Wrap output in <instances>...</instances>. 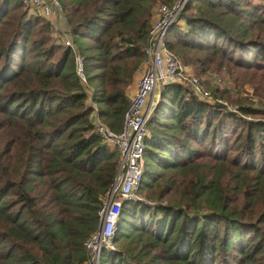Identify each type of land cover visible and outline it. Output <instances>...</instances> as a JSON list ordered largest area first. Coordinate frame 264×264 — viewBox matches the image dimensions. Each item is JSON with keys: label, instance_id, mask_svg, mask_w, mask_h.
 <instances>
[{"label": "trees", "instance_id": "16d2710c", "mask_svg": "<svg viewBox=\"0 0 264 264\" xmlns=\"http://www.w3.org/2000/svg\"><path fill=\"white\" fill-rule=\"evenodd\" d=\"M58 2L89 90L49 21L0 0V264L83 263L118 158L90 113L119 129L152 10L171 0ZM179 20L165 42L183 64L242 71L264 95V0H187ZM230 89L209 92L238 113L179 83L160 90L143 200L123 201L99 264H264V106Z\"/></svg>", "mask_w": 264, "mask_h": 264}, {"label": "built area", "instance_id": "2783aa9c", "mask_svg": "<svg viewBox=\"0 0 264 264\" xmlns=\"http://www.w3.org/2000/svg\"><path fill=\"white\" fill-rule=\"evenodd\" d=\"M20 1L27 7L39 6L41 11L37 13L45 18L52 11L60 12L58 0ZM186 1L171 0L170 3L154 6L143 46V58L136 70L134 89L123 111L120 128L114 130L97 118L92 122V130L104 143L117 150L118 158L115 174L99 209L98 227L85 241L86 256L82 264H99L102 247L114 249L113 238L123 201L143 200L139 186L143 173L144 141L148 134L147 120L151 115L150 106H146V103L152 101L154 94H158L155 90L162 89L168 83H179L188 86L198 97L233 110L232 105L221 97L212 96L200 78L191 73L166 45V34L171 25L178 21ZM67 35L66 27H61L56 32V40L71 48L75 72L85 84L82 58ZM211 78L212 81L220 80L214 74Z\"/></svg>", "mask_w": 264, "mask_h": 264}, {"label": "rangeland", "instance_id": "374dc122", "mask_svg": "<svg viewBox=\"0 0 264 264\" xmlns=\"http://www.w3.org/2000/svg\"><path fill=\"white\" fill-rule=\"evenodd\" d=\"M258 1V0H255ZM261 1V0H259ZM28 11L33 12V13H40L41 9L39 6L35 5L33 7H28ZM48 17H46L47 19L51 20V24H55L56 25V29H50V33H51V37L56 41L59 42L60 44H63L62 41H57L56 40V32H58V28L60 27H67L66 24H60V23H64L62 17L60 16V12L59 10H55L52 11L51 13H49L48 15H46ZM152 18V17H151ZM179 20V19H178ZM180 22V20H179ZM181 25L183 24L182 20H181ZM186 68L193 74L197 75L203 86L208 89L211 90L212 89H217V91H221L222 89H224L225 85L228 87H231V89L229 90L230 92V96L231 97H236L238 95L241 96H246L251 98V101H247L245 103H253L255 105H262L264 106V95H260V96H253V90L254 87L251 85L250 81L247 80V78L242 74V71H236L232 69V72H225V71H219V70H214V69H206L204 71H199L194 65H185ZM137 73V72H136ZM217 75L220 77V80L218 81H212V75ZM234 78H236V80H234ZM232 79V82L230 81ZM237 81V83H236ZM89 88V87H88ZM157 90V89H156ZM159 93V92H158ZM226 103L232 105L233 110H228V111H235L236 113V103L232 100H229L230 97H227L226 95H224V97H221ZM104 248V247H102Z\"/></svg>", "mask_w": 264, "mask_h": 264}, {"label": "crops", "instance_id": "0c3cea01", "mask_svg": "<svg viewBox=\"0 0 264 264\" xmlns=\"http://www.w3.org/2000/svg\"><path fill=\"white\" fill-rule=\"evenodd\" d=\"M152 16H153V10H152ZM47 19V18H46ZM48 21H49V23H50V26H51V29L53 30V29H56V25L54 24H51V20L50 19H47ZM64 22V21H63ZM60 24H64V23H60ZM60 28V27H59ZM58 28V29H59ZM66 35V34H65ZM67 36H69V35H67ZM70 37V36H69ZM82 58V57H81ZM74 64V63H73ZM84 65V64H83ZM136 77H137V73L135 72L134 73V76H133V79H132V81H131V83L126 87V94L128 95V100H129V97H130V95L132 94V92H133V89H134V81H135V79H136ZM86 80V79H85ZM85 85H86V87H87V89L89 90V89H91V87H89L88 85H87V83L85 82ZM89 87V88H88ZM160 90L161 89H157V90H155L156 91V93L157 92H159L158 94H154L153 95V97H152V101L150 102L149 100L147 101V103H146V106L147 105H149L150 106V112L152 113V109H153V106L156 104V102L158 101V99H159V96H160ZM86 102L87 103H89L94 109L96 108V104L94 103V102H92L90 99H87L86 100ZM128 103V102H127ZM150 113V114H151ZM95 118H97V119H99V120H101L98 116H97V114H96V112H95V110H92L91 111V113H90V120H91V122H93L94 120H95ZM102 122H104L103 120H101ZM122 121V120H121ZM105 123V122H104ZM106 124V123H105ZM107 125V124H106ZM108 126V125H107ZM120 126H121V124H120ZM111 128V127H110ZM120 128V127H119ZM115 130V129H114ZM118 130V129H117ZM110 146V145H109ZM111 147V146H110Z\"/></svg>", "mask_w": 264, "mask_h": 264}]
</instances>
